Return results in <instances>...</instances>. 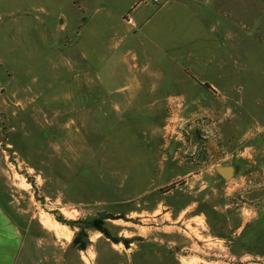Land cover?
Returning <instances> with one entry per match:
<instances>
[{"label": "rangeland", "instance_id": "rangeland-1", "mask_svg": "<svg viewBox=\"0 0 264 264\" xmlns=\"http://www.w3.org/2000/svg\"><path fill=\"white\" fill-rule=\"evenodd\" d=\"M162 1L0 0V188L26 264H223L215 239L264 257V25L147 22Z\"/></svg>", "mask_w": 264, "mask_h": 264}, {"label": "crops", "instance_id": "crops-1", "mask_svg": "<svg viewBox=\"0 0 264 264\" xmlns=\"http://www.w3.org/2000/svg\"><path fill=\"white\" fill-rule=\"evenodd\" d=\"M230 0H163L161 6L147 19V22L160 10L169 6H177L186 9L194 7L196 14L194 19H213L212 23L232 25L235 23L250 25L260 28L264 25V4L259 14L248 15L250 9L244 11L233 9L229 3ZM214 8V9H213ZM198 9V11H196ZM218 28H214V30ZM231 37L233 38L232 34ZM229 38V37H228ZM131 87L133 92L140 87L138 81H126L118 83L115 88L126 89ZM121 92V91H120ZM132 93V92H131ZM119 94V93H118ZM128 94V91L125 92ZM0 172V178H1ZM21 212L15 207L12 200H5V196L0 188V264H20L27 261L26 250V228L24 223L20 222Z\"/></svg>", "mask_w": 264, "mask_h": 264}, {"label": "built area", "instance_id": "built-area-1", "mask_svg": "<svg viewBox=\"0 0 264 264\" xmlns=\"http://www.w3.org/2000/svg\"><path fill=\"white\" fill-rule=\"evenodd\" d=\"M208 244L209 245L207 246V248L208 250H211V256H214L217 258L221 257L222 258L221 261L223 264H234L233 260L235 259V257L228 251V248L224 244V242L222 244L221 240L215 239V240H210ZM218 250H221V252L223 253H220ZM212 261L217 263L219 260L215 259V260H211L210 262ZM240 261H241V264H244L243 260L240 259ZM245 264H249V263L245 262ZM259 264H264V257H261Z\"/></svg>", "mask_w": 264, "mask_h": 264}, {"label": "water", "instance_id": "water-1", "mask_svg": "<svg viewBox=\"0 0 264 264\" xmlns=\"http://www.w3.org/2000/svg\"><path fill=\"white\" fill-rule=\"evenodd\" d=\"M214 168L224 179L233 177L238 170L237 166L232 163L226 165H215Z\"/></svg>", "mask_w": 264, "mask_h": 264}, {"label": "bare ground", "instance_id": "bare-ground-1", "mask_svg": "<svg viewBox=\"0 0 264 264\" xmlns=\"http://www.w3.org/2000/svg\"><path fill=\"white\" fill-rule=\"evenodd\" d=\"M45 225H47L49 228L55 229V231L57 232V234H63L60 229H58L55 225L49 223L48 221H45Z\"/></svg>", "mask_w": 264, "mask_h": 264}, {"label": "trees", "instance_id": "trees-1", "mask_svg": "<svg viewBox=\"0 0 264 264\" xmlns=\"http://www.w3.org/2000/svg\"><path fill=\"white\" fill-rule=\"evenodd\" d=\"M202 85H203L206 89H209V90L211 89V86L209 85L208 82H203ZM99 228H100V227H99ZM73 242H76V240L74 239ZM80 248H82V247H80Z\"/></svg>", "mask_w": 264, "mask_h": 264}]
</instances>
